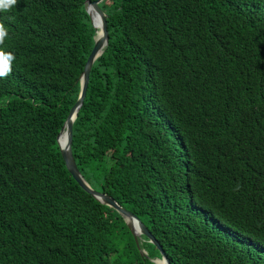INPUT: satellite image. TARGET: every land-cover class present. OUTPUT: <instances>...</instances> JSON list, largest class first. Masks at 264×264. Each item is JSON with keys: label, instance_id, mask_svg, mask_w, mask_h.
Masks as SVG:
<instances>
[{"label": "trees", "instance_id": "obj_1", "mask_svg": "<svg viewBox=\"0 0 264 264\" xmlns=\"http://www.w3.org/2000/svg\"><path fill=\"white\" fill-rule=\"evenodd\" d=\"M86 0L0 10V264H155L65 166L94 45ZM108 44L72 127L92 188L170 264H264V0H103Z\"/></svg>", "mask_w": 264, "mask_h": 264}, {"label": "water", "instance_id": "obj_2", "mask_svg": "<svg viewBox=\"0 0 264 264\" xmlns=\"http://www.w3.org/2000/svg\"><path fill=\"white\" fill-rule=\"evenodd\" d=\"M102 1L103 0H86L84 3L85 10L88 13L90 22L94 28V45L87 57V60L79 77V92L76 101L69 109V112L57 134V144L59 146L61 156L65 162V166L72 177L75 179V181L99 202L112 207L122 216L128 229L133 235L138 248V239L141 238L142 235H144L150 243L158 248L160 252L159 257L151 258V260L155 264H159V261H162L163 264H170L169 258L165 254L158 240L133 212L123 207L111 195L98 191L91 187V185L79 171L72 153L73 122L77 116V112L80 109L86 94L90 69L94 61L103 53L105 47L108 44L107 14L100 7V3ZM93 16L97 17L98 24L93 21ZM139 251L142 256L147 255L144 249L139 248Z\"/></svg>", "mask_w": 264, "mask_h": 264}, {"label": "clouds", "instance_id": "obj_3", "mask_svg": "<svg viewBox=\"0 0 264 264\" xmlns=\"http://www.w3.org/2000/svg\"><path fill=\"white\" fill-rule=\"evenodd\" d=\"M17 3V0H0V10H7L10 6H13ZM7 31L3 24H0V43L3 42ZM11 57H0V64H3V71H0V76H4L8 70L9 60Z\"/></svg>", "mask_w": 264, "mask_h": 264}, {"label": "bare ground", "instance_id": "obj_4", "mask_svg": "<svg viewBox=\"0 0 264 264\" xmlns=\"http://www.w3.org/2000/svg\"><path fill=\"white\" fill-rule=\"evenodd\" d=\"M93 21H94L96 24H98V19H97L96 16H93ZM159 264H163V262H162V261H159Z\"/></svg>", "mask_w": 264, "mask_h": 264}, {"label": "snow or ice", "instance_id": "obj_5", "mask_svg": "<svg viewBox=\"0 0 264 264\" xmlns=\"http://www.w3.org/2000/svg\"><path fill=\"white\" fill-rule=\"evenodd\" d=\"M4 68H3V64H0V71H3Z\"/></svg>", "mask_w": 264, "mask_h": 264}, {"label": "rangeland", "instance_id": "obj_6", "mask_svg": "<svg viewBox=\"0 0 264 264\" xmlns=\"http://www.w3.org/2000/svg\"><path fill=\"white\" fill-rule=\"evenodd\" d=\"M146 251V250H145ZM146 253H147V251H146ZM160 256V254L159 253H155V256L154 257H159Z\"/></svg>", "mask_w": 264, "mask_h": 264}]
</instances>
